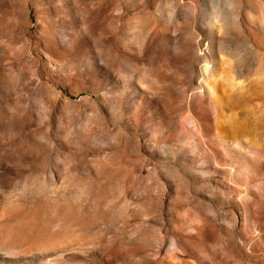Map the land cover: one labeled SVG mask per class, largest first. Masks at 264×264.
<instances>
[{"label": "rangeland", "instance_id": "rangeland-1", "mask_svg": "<svg viewBox=\"0 0 264 264\" xmlns=\"http://www.w3.org/2000/svg\"><path fill=\"white\" fill-rule=\"evenodd\" d=\"M0 264H264V0H0Z\"/></svg>", "mask_w": 264, "mask_h": 264}]
</instances>
